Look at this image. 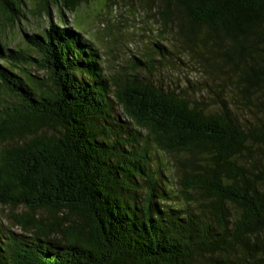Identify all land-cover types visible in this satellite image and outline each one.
<instances>
[{
  "label": "trees",
  "instance_id": "trees-1",
  "mask_svg": "<svg viewBox=\"0 0 264 264\" xmlns=\"http://www.w3.org/2000/svg\"><path fill=\"white\" fill-rule=\"evenodd\" d=\"M25 1L0 0V28ZM33 1L60 16L29 52L0 42V205L19 229L0 223V264H264V0H134L231 85L213 105L156 83L160 41L159 61L106 74L64 23L91 0Z\"/></svg>",
  "mask_w": 264,
  "mask_h": 264
},
{
  "label": "rangeland",
  "instance_id": "rangeland-1",
  "mask_svg": "<svg viewBox=\"0 0 264 264\" xmlns=\"http://www.w3.org/2000/svg\"><path fill=\"white\" fill-rule=\"evenodd\" d=\"M25 2L26 8L22 7L24 13L20 22L13 26L6 24L0 28V42L8 47L27 49L29 52L30 46L24 41V35L38 34L49 25L51 18L54 23L58 21L60 15L55 8L51 10L50 18L44 14H32L30 9L34 7L35 2L33 0ZM63 18L67 26L79 30L80 37L86 40L85 43L93 46L108 75H118L123 70L129 71L128 66L131 65L134 56L140 59L154 56L159 61L153 43L160 41L168 52L165 53V59L160 60L163 66L158 67L153 73L158 85L182 89L187 87V96L203 99L202 101L209 105H213L217 97H225L230 92L231 85L227 81L223 83V76H208L196 70L190 60L180 53V45L175 39L177 37L174 32L168 29L163 33L159 24L148 20L144 13L137 9L134 0H91L82 4L74 14L64 12ZM30 54L37 57L34 52ZM27 71H30L31 75L42 74L41 71H35L30 67ZM188 82L193 83L196 89H190ZM198 89L203 92H198ZM150 153V164L159 165L158 160L165 161L153 148ZM165 166L168 168L167 171H170V166L167 164ZM17 211L0 205V223L16 232L19 229L12 227L9 220L11 214Z\"/></svg>",
  "mask_w": 264,
  "mask_h": 264
}]
</instances>
